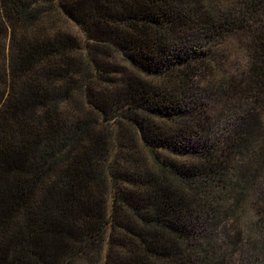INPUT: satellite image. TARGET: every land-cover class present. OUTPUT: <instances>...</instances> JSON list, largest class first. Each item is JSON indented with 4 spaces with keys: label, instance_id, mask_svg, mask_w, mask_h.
Here are the masks:
<instances>
[{
    "label": "trees",
    "instance_id": "16d2710c",
    "mask_svg": "<svg viewBox=\"0 0 264 264\" xmlns=\"http://www.w3.org/2000/svg\"><path fill=\"white\" fill-rule=\"evenodd\" d=\"M0 264H264V0H0Z\"/></svg>",
    "mask_w": 264,
    "mask_h": 264
},
{
    "label": "rangeland",
    "instance_id": "374dc122",
    "mask_svg": "<svg viewBox=\"0 0 264 264\" xmlns=\"http://www.w3.org/2000/svg\"><path fill=\"white\" fill-rule=\"evenodd\" d=\"M65 22L61 23L59 27L64 30L71 31L74 35L78 36V29L75 25L72 24H64ZM246 47L244 45H239L238 47L232 46L229 51L232 52V56L229 58L232 63L236 62V65L243 66L246 63Z\"/></svg>",
    "mask_w": 264,
    "mask_h": 264
}]
</instances>
